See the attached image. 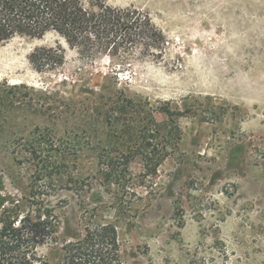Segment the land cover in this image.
<instances>
[{"label":"rangeland","instance_id":"rangeland-1","mask_svg":"<svg viewBox=\"0 0 264 264\" xmlns=\"http://www.w3.org/2000/svg\"><path fill=\"white\" fill-rule=\"evenodd\" d=\"M104 1L149 13L163 57L88 59L56 33L0 43V202L44 192L72 240L115 224L122 264H264V0ZM56 45L64 63L36 70ZM117 98L138 108L110 126ZM109 154L126 157L118 179L98 173Z\"/></svg>","mask_w":264,"mask_h":264},{"label":"trees","instance_id":"trees-1","mask_svg":"<svg viewBox=\"0 0 264 264\" xmlns=\"http://www.w3.org/2000/svg\"><path fill=\"white\" fill-rule=\"evenodd\" d=\"M50 33L58 34L88 59L117 58L136 48L141 55L160 59L166 44L150 14L134 6L114 7L104 0L88 5L83 0H0V43L16 37L43 39ZM64 60L59 45L37 48L30 56L32 66L40 72L55 70ZM106 104L111 105L106 113L110 126L120 120L112 111L124 115L138 108L128 98L110 99ZM97 110L101 116L102 111ZM138 125L145 130L142 144L148 148L149 139H157L161 130L151 119ZM162 160L147 156L146 163L156 166ZM98 161L101 176L118 179L121 169L128 171L126 157L109 154ZM43 195L39 191L31 200L0 202V264H122L115 224L91 220L72 240L71 220L55 206L37 200Z\"/></svg>","mask_w":264,"mask_h":264}]
</instances>
